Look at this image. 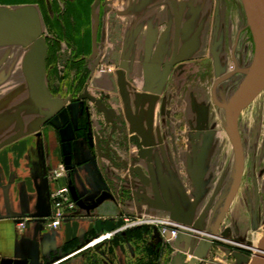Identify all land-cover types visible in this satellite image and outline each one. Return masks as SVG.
Here are the masks:
<instances>
[{
  "label": "flooded vegetation",
  "instance_id": "flooded-vegetation-1",
  "mask_svg": "<svg viewBox=\"0 0 264 264\" xmlns=\"http://www.w3.org/2000/svg\"><path fill=\"white\" fill-rule=\"evenodd\" d=\"M0 5H32L38 9L42 21V36L47 45L45 81L47 90L55 101L50 107H38L33 103L23 71L27 48L20 45L0 47V62L5 59L0 64V75L7 76L0 87L12 82L6 96L0 99V110L3 111L0 114V129L16 124L17 133H14L18 134L23 129V124L33 128L49 124L56 118L72 129L70 154L78 156L76 141L84 137L91 127L95 128L97 134L93 141L99 143L100 155L114 167L125 169L131 174L128 180V188L131 190L129 201L134 200L140 207L143 206L142 210H138L140 212L150 207H160L165 210L168 208L170 217L172 216L163 218L170 221L165 233L161 232L159 235V227L158 231L155 230L156 233L145 236L140 244L141 251L137 258L139 264H176L175 258H169V255L172 249H178L176 239L182 229L186 228L191 233V242L189 250L184 249L186 243H181L182 249H178L179 252H190L199 239L195 232L176 219V215L187 212L191 216L196 206L191 203L194 200L190 196L191 192L184 188L185 181L183 187L177 185L176 152H171L169 145L166 146L171 143L169 140L172 137L165 139L161 134L164 133L167 121L175 123L180 129L183 127L180 121L190 107L183 105L176 110L174 105L177 104L168 100L172 96L169 93L176 91L171 83L191 63L174 60L162 65L151 60L148 41L147 57L142 64L144 71L134 74L125 24L120 11L114 7L113 0H26L21 4ZM180 80L181 76L176 83H181ZM77 106L79 111L75 113ZM101 107L111 112L106 114L100 110ZM173 143L178 141L175 139ZM202 175L201 164L194 166L192 176L195 181L200 182ZM132 176L139 178L138 183L132 180ZM242 180L243 175L241 183ZM176 193L184 205L175 203ZM144 214L141 213L140 216ZM188 215L184 219L189 221ZM215 224L216 222L213 228ZM150 225L154 226L146 223L134 228L147 229L151 233ZM175 228H178V232L173 236L172 230ZM93 240L86 241L77 251L66 248L57 250L52 261L63 264L73 256H84L83 252L93 246ZM204 240L205 238L202 241ZM75 241V246L81 243L80 238ZM214 243L215 239L210 247ZM86 260L88 263L87 257Z\"/></svg>",
  "mask_w": 264,
  "mask_h": 264
},
{
  "label": "crops",
  "instance_id": "crops-1",
  "mask_svg": "<svg viewBox=\"0 0 264 264\" xmlns=\"http://www.w3.org/2000/svg\"><path fill=\"white\" fill-rule=\"evenodd\" d=\"M216 4L217 0H113L125 24L133 73L144 71L148 41L149 58L162 65L174 60L206 61L216 39ZM50 98L54 99L51 95ZM74 111H79L78 106ZM23 126L16 140L0 148V264H57L52 261L57 250L77 251L86 241L108 232L109 222L116 226L125 216L139 215L136 211L143 206L128 199L130 172L114 167L100 155V145L93 141L95 128L91 127L76 141L78 157L70 154L71 149L69 156H65L61 129L70 143L73 138V131L65 122L55 118L49 124ZM16 129V124L3 127L0 139L18 135ZM66 157H70L79 204L60 228H49L51 192L57 185L69 182L67 176L57 182L53 177ZM132 177L138 183L139 178ZM22 218L29 221L20 230L17 223ZM146 235H151L147 229L122 231L85 250L88 263L80 255L63 264H139L140 244ZM77 238L81 243L75 246Z\"/></svg>",
  "mask_w": 264,
  "mask_h": 264
},
{
  "label": "rangeland",
  "instance_id": "rangeland-1",
  "mask_svg": "<svg viewBox=\"0 0 264 264\" xmlns=\"http://www.w3.org/2000/svg\"><path fill=\"white\" fill-rule=\"evenodd\" d=\"M0 3L7 5L15 0H0ZM213 28L216 39L206 61L186 65L187 69L179 73L181 83H176L179 76L171 83L176 91L169 93L172 96L168 101L177 104L176 110L183 105L190 107L180 121L183 127L180 129L167 121L165 134H161L165 139L172 137L166 146L176 152L177 185L183 187L185 181L184 188L189 189L194 199L191 203L196 206L191 216L185 212L176 215V219L199 238L190 252L172 249L169 258L173 256L176 264H187L197 244L211 236L236 170L230 134L234 120L245 162L243 180L215 243L198 264H252L254 248L264 236V90L250 106L229 108V100L246 76L255 54L244 1L217 0ZM11 86L12 82L0 87L1 100ZM175 139L178 143H173ZM199 164L203 169L200 182L192 176L194 166ZM175 197L176 204L184 205L177 193ZM168 211V208L150 207L136 214L171 218ZM187 215L189 221L184 219ZM150 226V234L156 233L159 226Z\"/></svg>",
  "mask_w": 264,
  "mask_h": 264
},
{
  "label": "water",
  "instance_id": "water-1",
  "mask_svg": "<svg viewBox=\"0 0 264 264\" xmlns=\"http://www.w3.org/2000/svg\"><path fill=\"white\" fill-rule=\"evenodd\" d=\"M243 1L245 4L247 21L251 28L255 42V54L246 76L229 100L230 109H244L248 107L264 90V0ZM42 33L43 29L41 17L35 6L0 5V47L20 45L27 48V52L23 59V71L29 83L31 99L38 107H50L55 101L50 98L45 81L47 45ZM4 60L5 59H2L0 64L3 63ZM6 79L7 76L0 75V85L5 82ZM100 110L106 114L111 112L107 111L104 107H101ZM53 124L59 127L58 124H55L54 122ZM230 129L231 139L235 146L236 161V170L232 183L233 185L231 186L227 200L221 209V213L218 216L212 233L210 234V238L206 237L205 240L199 244L198 250L193 254L187 264H198L204 257L213 240L218 236L219 229L241 183L244 170V158L242 147L238 138L237 125L234 120L231 122ZM19 136L20 134L1 141L0 148L16 140ZM61 140L63 142L65 156H69V150L71 147L70 138L63 134V129H61ZM69 158L70 157H66L64 163L66 165V169L68 170L67 177L69 178L68 184L70 190L74 199L77 201V197L75 196V187L71 177ZM99 201L101 202L102 200L100 199ZM77 203L79 204V201H77ZM123 223L124 221L120 220L115 226L109 222L107 224L108 232L115 230L123 225ZM190 242L191 233L186 228L182 229L176 239L177 248L182 249L181 243H186V247L184 249L189 250ZM254 250L256 251V254L252 264H264V236L261 238L259 246L255 247Z\"/></svg>",
  "mask_w": 264,
  "mask_h": 264
},
{
  "label": "built area",
  "instance_id": "built-area-1",
  "mask_svg": "<svg viewBox=\"0 0 264 264\" xmlns=\"http://www.w3.org/2000/svg\"><path fill=\"white\" fill-rule=\"evenodd\" d=\"M66 165L64 163L60 164L59 167L54 171V180L57 182L61 177L67 176ZM51 204H52V214L47 226L49 228L58 229L65 222L69 214L73 213L77 207V201L73 198L69 184L57 185L51 192ZM124 223L120 227L113 231L106 232L99 237L95 238L91 244H97L104 240L113 238L117 233L134 228L142 224H154L161 226V232L165 233L168 228V219H163L155 216L149 215H137L134 217L125 216ZM28 219L24 218L18 221L17 227L23 230L27 225ZM178 225V224H177ZM183 227V226H181ZM178 228L172 230L173 236L176 235Z\"/></svg>",
  "mask_w": 264,
  "mask_h": 264
},
{
  "label": "trees",
  "instance_id": "trees-1",
  "mask_svg": "<svg viewBox=\"0 0 264 264\" xmlns=\"http://www.w3.org/2000/svg\"><path fill=\"white\" fill-rule=\"evenodd\" d=\"M25 2V0H15V3Z\"/></svg>",
  "mask_w": 264,
  "mask_h": 264
}]
</instances>
